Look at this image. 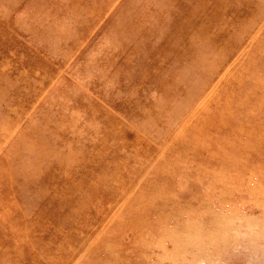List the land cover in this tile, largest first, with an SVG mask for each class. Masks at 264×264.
I'll use <instances>...</instances> for the list:
<instances>
[{
    "label": "rangeland",
    "instance_id": "rangeland-1",
    "mask_svg": "<svg viewBox=\"0 0 264 264\" xmlns=\"http://www.w3.org/2000/svg\"><path fill=\"white\" fill-rule=\"evenodd\" d=\"M0 264H264V0H0Z\"/></svg>",
    "mask_w": 264,
    "mask_h": 264
}]
</instances>
